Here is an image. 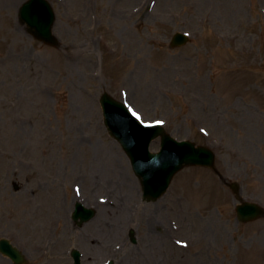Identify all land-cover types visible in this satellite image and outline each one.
<instances>
[{"label": "rangeland", "instance_id": "obj_1", "mask_svg": "<svg viewBox=\"0 0 264 264\" xmlns=\"http://www.w3.org/2000/svg\"><path fill=\"white\" fill-rule=\"evenodd\" d=\"M26 1L0 0V239L29 264H73L72 249L83 264H264V219L240 224L212 171L185 168L144 201L100 107L106 92L210 147L264 207V0H48L56 47L19 21ZM176 33L191 42L172 49ZM76 202L96 217L73 223Z\"/></svg>", "mask_w": 264, "mask_h": 264}, {"label": "water", "instance_id": "obj_2", "mask_svg": "<svg viewBox=\"0 0 264 264\" xmlns=\"http://www.w3.org/2000/svg\"><path fill=\"white\" fill-rule=\"evenodd\" d=\"M20 18L23 24H27L28 32L36 39L52 46L58 45L52 34L55 14L46 0H29L21 7ZM176 40L178 42L175 45L187 43V40L181 35L176 36ZM101 103L105 117L109 119V115H113L112 112L115 111L113 107H115L116 101L105 94ZM115 120L118 122L115 123L111 119L110 125L115 124L117 134L115 136L125 147L138 176L143 178L144 197L148 201L158 199L167 189L173 176L187 166L208 167L225 182L215 167V155L209 149L197 148L191 142H176L160 126L144 128L128 113L120 115ZM157 136L162 138L163 150L159 155H151L148 146L150 141ZM229 187L235 194H238L239 187L236 183L230 184ZM237 214L241 222L247 223L263 217L264 210L256 204L244 202L237 206ZM79 216H75V218ZM0 251L9 256L16 264L24 263L22 255L7 240L0 241ZM73 255L77 260L76 264H80L78 252L74 251Z\"/></svg>", "mask_w": 264, "mask_h": 264}, {"label": "bare ground", "instance_id": "obj_3", "mask_svg": "<svg viewBox=\"0 0 264 264\" xmlns=\"http://www.w3.org/2000/svg\"><path fill=\"white\" fill-rule=\"evenodd\" d=\"M114 15V14H113ZM146 17H149V16H146ZM93 42H89L88 44H87V47L88 48H92L93 47ZM110 156H112V152H110V154H109V157ZM114 164H115V166L116 167H118L119 166V164H117V163H115L114 162ZM104 169V167L102 166V165H99V170L100 171H102ZM115 223H111V225L113 226ZM108 226H110V222L109 221H107V222H105V223H103L102 224V222H100V228H102V227H108ZM99 235V234H98ZM103 236H104V234H102V236H101V238L100 239H102L103 238ZM115 236H116V234H115ZM102 244H104L103 242H101V245Z\"/></svg>", "mask_w": 264, "mask_h": 264}, {"label": "snow or ice", "instance_id": "obj_4", "mask_svg": "<svg viewBox=\"0 0 264 264\" xmlns=\"http://www.w3.org/2000/svg\"><path fill=\"white\" fill-rule=\"evenodd\" d=\"M134 115H135V113H134ZM137 119H139V117L137 116Z\"/></svg>", "mask_w": 264, "mask_h": 264}]
</instances>
